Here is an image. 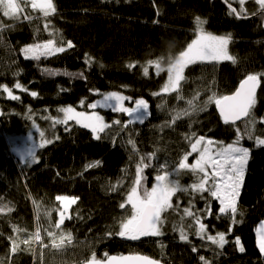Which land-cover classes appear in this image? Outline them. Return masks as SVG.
<instances>
[{"label":"trees","instance_id":"obj_1","mask_svg":"<svg viewBox=\"0 0 264 264\" xmlns=\"http://www.w3.org/2000/svg\"><path fill=\"white\" fill-rule=\"evenodd\" d=\"M53 3L56 13L49 17L29 12L31 20L10 21L0 14V22L12 25L0 33V85L6 84L21 97L9 100L0 91V110L4 113L0 115V203L12 209L0 212V264H53L51 254H45L48 250L58 253L54 264H86L93 256L105 260L129 254L146 255L165 264H204L201 256L210 264H264L257 242V229L264 221V146L255 141L256 137L264 138V12L256 1L249 0L244 5L230 0ZM229 3L241 13L239 18L231 12ZM245 7L252 12L245 13ZM197 18L204 23L198 24ZM201 30L205 35L229 37L234 62L191 64L183 72L178 91L165 93L169 76L166 69L199 37ZM50 39L66 50L42 55L39 60L25 59L22 48ZM68 41L73 48H67ZM150 61L160 62L161 72L157 74ZM130 64L135 67L130 68ZM144 66L149 68L147 76L142 71ZM250 74L260 75L261 82L250 116L239 125L225 124L210 98L232 95ZM16 82L28 92L15 89ZM31 91L38 96L32 97ZM111 92L130 97L129 105L134 106L139 99L147 101L146 119L123 127L130 119L126 114L101 110L98 114L112 127L99 133V140L90 129L73 122L53 125L54 120L64 118L58 109L71 106L89 114V105ZM173 117H177L174 123ZM253 119L254 124L246 125ZM115 120L121 124H113ZM245 126L250 131L252 128L253 139L247 134L239 140L251 156L236 223L229 215L219 213V202L208 192L201 199L200 193L189 189L187 193L177 192L172 197L173 209L163 212V223L158 225L162 236L133 241L118 235L121 224L131 216L126 198L134 186L141 157L150 165L143 168L138 188L141 196L145 189L151 191L157 184L155 177L165 172L170 173V181L178 179L186 187L198 183L202 176L178 168L185 155L189 165L196 159L191 152L195 139L204 136L227 146L237 142L236 128ZM30 134L39 142V152L23 165L13 155L16 150L11 149L9 140ZM42 139L54 142L41 147ZM97 161V166L86 168ZM177 170L179 176L175 174ZM58 195L79 197L68 212L72 219H66L59 229L55 227L57 210H62L56 200ZM177 197L180 211L174 210ZM121 203H125L123 209ZM208 206L211 215H207ZM186 207H191L208 226L206 235L223 232L228 243L221 249L207 239L201 240L196 235L195 218L182 211ZM13 228L20 231L14 232ZM38 228L48 247L35 240L23 243ZM181 229L187 242L180 239ZM46 230L57 233V243L61 233H71V242L65 239L61 247H53ZM9 237L18 242L14 254Z\"/></svg>","mask_w":264,"mask_h":264},{"label":"snow or ice","instance_id":"obj_2","mask_svg":"<svg viewBox=\"0 0 264 264\" xmlns=\"http://www.w3.org/2000/svg\"><path fill=\"white\" fill-rule=\"evenodd\" d=\"M227 2L228 0H226V3ZM237 2L240 5H243L245 0H237ZM256 3L259 5V10L264 12V0H256ZM29 6L32 10H38L41 12L44 17H49L50 15H54L56 13V7L53 3V0H0V14H2L3 17H7L9 20L14 21L31 20L33 17L25 11V8ZM229 8L231 9L232 13L237 15L238 18L240 17L241 13L236 8H233L230 3ZM197 23L202 25L204 21H201L200 18H197ZM11 26L12 25L6 26L0 22V33L4 31L5 27ZM47 27L48 25L45 24L46 29ZM229 40V37H215L205 35L201 30L199 37L194 39L187 46V50L182 51L179 54V57L170 63V67L168 69V83L164 87L163 91L166 93L177 92L180 87L181 80L184 79V68L188 64L195 63L197 60H233V57L229 56L227 53V45ZM73 47L74 45L72 42L68 41L67 48ZM65 50L66 48L63 45L56 46L55 41L50 39L47 42L36 43L24 47L21 51L23 52L25 59L39 60L42 55H55L57 53H62ZM85 62L89 63V60H86ZM148 63L149 65H153L155 67L158 74L161 70L160 62L150 61ZM129 67H135V64H130ZM142 71L143 74L147 76L149 73L148 66H144ZM80 75L83 77L82 73ZM259 81L260 75L250 74L241 82L239 89L234 93V95L222 96L220 98H210V101L214 100L225 124L230 122L234 124L242 117L249 116L250 109L255 104V93ZM14 88L20 92H28V89L19 82L15 83ZM0 91L6 93V98L9 100L18 101L21 99V97L14 94L13 89L9 88L6 84L0 85ZM29 94L32 97L38 96V93L35 91H31ZM155 94L158 95L159 93ZM130 100V97H126L117 92H111L103 94L102 100L92 102L89 107L93 110L97 108H106L113 112L126 114L130 119L123 125V127H127L128 124L134 122L133 119H131L133 117H135V121L142 123L143 116L141 113L146 112L149 107L147 101L144 99L136 100L134 102V106L132 107L125 106V101ZM189 103L191 104V101ZM81 104H83V101H81ZM58 111L64 113V118L54 120L53 125L57 123L67 125L69 121H75L76 124L80 125L81 127L90 129L92 133L95 134L94 138L97 140L101 138L99 133L104 132L106 128L112 127V124L105 123L103 116L96 112H93L92 114L78 112L71 106L60 108ZM3 114V110H0V115ZM183 114L187 115L188 112L185 111ZM43 118L51 119L50 117ZM176 118L177 117H173L172 123L175 122ZM112 123L120 125L121 121L115 120ZM248 123L254 124V119L251 121H246V125ZM65 130L70 131V128H65ZM237 131L239 132V129H237ZM246 131L248 138L253 139L251 131L247 128ZM40 135L43 138L44 133L41 132ZM193 136H195V133H193ZM55 139H59V137L56 136ZM239 139L240 137L238 136L236 143L228 144L227 146L219 147L218 149L213 150L211 147L213 145V141L211 139L206 140L204 136L197 137L191 144V152H198V158L195 160L194 164L189 165L187 163L188 155H185L183 160L179 163L178 168L188 169L193 173L202 174V176H200L199 182L184 187L180 185L178 179L169 181L170 173L165 172L164 174H160L155 177L157 184L151 189V191L145 189L143 196L138 193V188L140 187L141 181L143 179V168L149 167L150 165L143 163L144 157H141V164L137 167L136 178L133 182L134 186L131 188L130 194L126 198V203L131 205V216L126 220V222L121 224L118 235L133 241L139 240L142 236H162L164 233L161 231L160 227H158V225L163 223L161 220V214L167 209H173L174 206L172 203V197L175 196L177 192L187 193L189 192V189H191L192 192L200 193L201 199H205L203 193L208 192L211 197L215 198V200L219 202V213L229 215V218L232 220V222L236 223L235 215L237 213V197L239 196V189L250 152L248 148L239 145ZM255 141L258 146H264V138L256 137ZM52 142L54 141L42 139L41 147ZM128 142L132 144L133 148H135V144L132 140H129ZM202 143L205 144V147L201 149L199 146ZM33 159H35V157H33ZM149 159H151V156H149ZM98 164L99 162L97 161L93 164L86 165V168L94 167ZM160 167L163 168L165 165H161ZM175 174L176 176H179V171L177 170ZM210 180L212 183L209 186ZM56 200L60 203L62 209L57 210L58 221L55 227L59 229L60 226L64 224L66 219H72V216L68 214V212L70 207L78 202L79 197L58 195L56 196ZM191 204L192 201L190 200L189 205ZM120 207L123 209L125 207V203H121ZM174 210L180 211L179 197H177V204ZM4 211L10 212L12 209L7 204L0 203V212ZM182 211L184 215L195 218L198 225L196 235L201 240L207 239L221 249L226 243H228L226 234L223 232L217 233L215 236L206 235L208 226L202 222L199 216L195 215L191 207H186ZM207 215H211L210 206L207 208ZM13 231L19 232L20 229L13 228ZM47 236L50 238L52 246L57 248L63 245L65 239H67L69 242H71L72 239L71 233H67L66 235L61 233L59 237V243H57L56 232L47 231ZM180 239L186 242L188 241V237L184 233L183 229L180 230ZM9 240L12 241L11 253L14 254L17 250L18 242L12 237H9ZM31 240L40 242L43 247H48L47 244H43L39 228L30 236L25 237L23 243L28 244ZM235 242L237 244L240 243L238 238H236ZM258 247L260 252L264 254V226L261 228V236ZM192 251L196 252L197 248L193 246ZM240 251H244L242 245L240 246ZM122 259L129 262H134V264H158L156 261L141 256H129ZM112 260H115V257H113ZM200 260L203 261L204 264H210V262L207 261L203 256L200 257ZM89 264H101V262L97 261L95 256H93L91 261H89ZM109 264H111V261H109Z\"/></svg>","mask_w":264,"mask_h":264},{"label":"rangeland","instance_id":"obj_3","mask_svg":"<svg viewBox=\"0 0 264 264\" xmlns=\"http://www.w3.org/2000/svg\"><path fill=\"white\" fill-rule=\"evenodd\" d=\"M230 1H234V2H237V0H230ZM249 0H245V3L246 2H248ZM256 1V0H255ZM244 3V4H245ZM243 4V5H244ZM25 9H27L28 11H26L27 13H29V12H33V13H35V14H42L41 12H39L38 10H32L31 9V7L29 6V7H27V8H25ZM244 12L245 13H249V12H252V10L250 9V8H248V7H245V9H244ZM31 13H29L30 15H31ZM8 19V18H7ZM9 20V19H8ZM10 21H14V20H10ZM229 47H230V42L228 43V45H227V53H228V55L229 56H231V53H230V50H229ZM232 57V56H231ZM224 61H229V60H227V59H223V60H218V61H210V60H203V61H201V60H197L195 63H197V62H224ZM191 64H194V63H191ZM191 64H188L186 67H188L189 65H191ZM186 67L184 68V70L186 69ZM161 69V68H160ZM169 69V68H168ZM168 69H166V71L168 72V75H169V71H168ZM162 70V69H161ZM161 70L159 71V72H161ZM167 83H168V81H167ZM117 93H120V94H122V95H124V96H126L124 93H121V92H117ZM166 93V92H165ZM167 93H172V92H167ZM127 97V96H126ZM103 99V96H102V98L100 99V100H102ZM113 103H115V102H113ZM125 106H128V107H132L133 105H129L128 104V102L127 101H125ZM88 110H90L91 112L89 113V114H92L93 112H96V113H100V111L101 110H105V111H109L110 109H106V108H97V109H95V110H93V109H91L90 107L88 108ZM111 111V110H110ZM148 111H149V107H148V110L146 111V112H142L141 114H142V116H143V121L146 119V117L148 116ZM131 119H133V121L134 122H139V121H135V117H133V118H131ZM105 121V120H104ZM251 121V120H250ZM69 122H73L76 126H79V127H81L80 125H78V124H76V122L75 121H69ZM105 123H106V121H105ZM248 124H250V123H248ZM83 128V127H82ZM246 128H247V126H245V127H237L236 128V131H237V129H239V132L237 131V133L239 134V137H240V141H242L243 140V138H244V135H247V131H246ZM87 129V128H86ZM251 129V133L253 134V130H252V128H250ZM207 140V139H206ZM9 143H10V147H11V149L12 150H21V149H24V148H27V147H36L37 145H40L39 144V142L35 139V137L33 136V135H28V136H25V137H16V138H12V139H10L9 140ZM240 146H242V145H240ZM201 149L202 148H204L205 147V144H201L200 146H199ZM212 148H213V150H216V149H218L219 147H223V145H218L217 143H214L213 142V145L211 146ZM244 147V146H243ZM196 155V159L198 158V156H199V153L198 152H192V155ZM250 156H251V151L249 152V158H248V161H247V164H246V166H245V170H244V174H243V177H242V181H241V186H240V189H239V196L237 197V208H238V203H239V199H240V194H241V191H242V187H243V183H244V179H245V175H246V171H247V167H248V164H249V160H250ZM195 159V160H196ZM195 160H194V162H195ZM194 162H193V164H194ZM170 177V176H169ZM170 181V180H169ZM172 181V180H171ZM211 183H212V181L210 180L209 181V186L211 185ZM73 206V205H72ZM71 206V207H72ZM131 206V205H130ZM71 207H70V209H71ZM69 209V210H70ZM165 212V211H164ZM163 219V213L161 214V220ZM262 226H264V221L259 225V227H258V229H257V242L259 243V240H260V236H261V228H262ZM45 254H47V255H49V254H51V261L50 262H52L53 260H54V262H53V264L56 262V260H58L59 259V257H57V252L56 251H52V250H48V251H46L45 252ZM263 256H264V254H262ZM58 264H66V263H61L60 261H58ZM69 264H76V262H74V263H69Z\"/></svg>","mask_w":264,"mask_h":264},{"label":"water","instance_id":"obj_4","mask_svg":"<svg viewBox=\"0 0 264 264\" xmlns=\"http://www.w3.org/2000/svg\"><path fill=\"white\" fill-rule=\"evenodd\" d=\"M260 88H261V82L259 81V84H258V86L256 88L255 100H256V98H257V96L259 94ZM238 89H239V86H238L237 90ZM234 93L232 95H234ZM229 96H231V95H229ZM251 110H252V108L250 109V113H251ZM216 111H217L219 117L223 121V118L220 115L218 107H216ZM249 116H250V114H249ZM248 117H242L240 120H237L234 124L230 122V123H228V125H239L242 122H244ZM38 152H39V147H27V148H24V149H21V150L14 151L13 155L24 165V164H26V162L28 160H30L31 158L35 157ZM142 237H146V236H142ZM129 256L147 257L150 260L158 262V264H165V263H163V262H161V261H159L157 259H154V258L146 256V255H142V254H129V255H123V256L113 255V256L108 257L105 260H97V261L101 262V264H109V261H111V264H134V262H129V261H126V260L122 259V258L129 257ZM113 257H115V260H112ZM86 264H89V262L86 263Z\"/></svg>","mask_w":264,"mask_h":264}]
</instances>
